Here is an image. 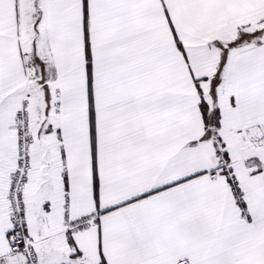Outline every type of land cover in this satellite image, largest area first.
Wrapping results in <instances>:
<instances>
[{"label": "snow or ice", "instance_id": "1", "mask_svg": "<svg viewBox=\"0 0 264 264\" xmlns=\"http://www.w3.org/2000/svg\"><path fill=\"white\" fill-rule=\"evenodd\" d=\"M0 264H264V0H0Z\"/></svg>", "mask_w": 264, "mask_h": 264}]
</instances>
